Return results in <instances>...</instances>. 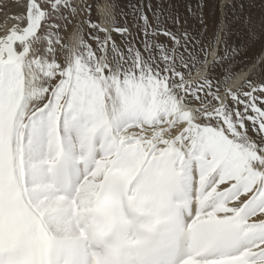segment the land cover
I'll use <instances>...</instances> for the list:
<instances>
[{
    "label": "snow or ice",
    "instance_id": "6c2138e0",
    "mask_svg": "<svg viewBox=\"0 0 264 264\" xmlns=\"http://www.w3.org/2000/svg\"><path fill=\"white\" fill-rule=\"evenodd\" d=\"M17 6L0 32V264H264V79L229 87V64L193 81L207 53L165 0L123 26L110 4V27L90 0Z\"/></svg>",
    "mask_w": 264,
    "mask_h": 264
},
{
    "label": "rangeland",
    "instance_id": "374dc122",
    "mask_svg": "<svg viewBox=\"0 0 264 264\" xmlns=\"http://www.w3.org/2000/svg\"><path fill=\"white\" fill-rule=\"evenodd\" d=\"M140 2L141 0H90L92 19L102 27L98 13L99 6L114 4L116 7L112 14L117 24L123 26L127 22L130 25L131 15L125 16L121 13L122 11L129 13L130 5ZM143 2L147 4L148 0H143ZM227 2L235 5V7L228 8L222 15L221 5L225 3V0H165V3L175 5L181 14L182 23L187 18L189 32L195 33L200 39L201 44L198 45V48H203L206 51L207 62L211 51L215 48L217 49L216 58L224 55L225 45L229 49H236V54L230 62L218 64L215 68H212L214 59L210 62L207 69H212L214 75H221L225 69L229 68L230 64L231 79L240 72H248L247 80L259 81L264 79V23L261 22L264 20V0H227ZM152 3L155 4L156 0H152ZM198 5H203L202 9L198 8ZM189 6L196 13L195 17L188 11ZM20 11L17 0H0V31L2 23L3 25H12L14 17ZM201 14L203 24L200 23ZM249 15L254 20L253 24L245 22ZM221 20H224L227 29L222 34V42L215 37L217 26ZM73 31L69 27L67 31L61 34V38L67 46ZM200 31H203L202 36L199 35ZM113 35L119 40L118 34L113 33ZM204 58V52H201V61ZM206 64L201 63L197 67L191 68V77L200 69H204Z\"/></svg>",
    "mask_w": 264,
    "mask_h": 264
},
{
    "label": "bare ground",
    "instance_id": "6f19581e",
    "mask_svg": "<svg viewBox=\"0 0 264 264\" xmlns=\"http://www.w3.org/2000/svg\"><path fill=\"white\" fill-rule=\"evenodd\" d=\"M106 11H110L108 9V6L107 5H104V6H99L98 8V13L100 15V18H101V23H102V27H110V23H109V20L108 18H106L105 16V12ZM222 15H223V12H222ZM12 25H9V24H4L2 23L1 25V31L0 32H3L5 31L7 28H10ZM75 45V39L73 37V33L71 34V37L69 38V42H68V48L69 49H72ZM216 55H217V49H213L208 57L209 61L207 62L206 66L204 69H200L199 71H197L192 77L191 79L193 81H196V80H199L203 75H205V69L208 67V65L210 64V62L215 58H216ZM248 78V72H240L238 74H236L230 81H229V87H232V88H235V87H238L240 86L244 81H246Z\"/></svg>",
    "mask_w": 264,
    "mask_h": 264
}]
</instances>
